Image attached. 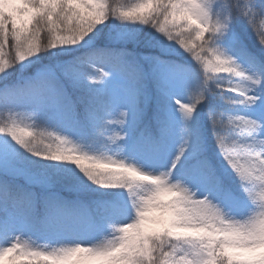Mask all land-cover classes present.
<instances>
[{
	"label": "snow or ice",
	"instance_id": "obj_1",
	"mask_svg": "<svg viewBox=\"0 0 264 264\" xmlns=\"http://www.w3.org/2000/svg\"><path fill=\"white\" fill-rule=\"evenodd\" d=\"M0 264H264V0H0Z\"/></svg>",
	"mask_w": 264,
	"mask_h": 264
},
{
	"label": "trees",
	"instance_id": "obj_2",
	"mask_svg": "<svg viewBox=\"0 0 264 264\" xmlns=\"http://www.w3.org/2000/svg\"><path fill=\"white\" fill-rule=\"evenodd\" d=\"M124 2L126 4H128V5H132V4H134L136 2V0H124ZM238 27H239L240 31H242L245 34V36H246V38H247V40L249 42L254 41V36L251 33V29L248 28L246 22L239 21L238 22ZM220 83H222V85H223L224 88H227L228 87L227 81H220ZM216 92H217V96H216L215 99L217 101V107H218V109H221L222 110V109L227 108V105H224L222 102H219V92H220V90L217 89ZM206 114H207V109H204L203 110V113L201 115V122L206 121ZM208 136H209V142H210L211 148L214 149V150H216L218 152V149H216L215 141L211 138V132H210V130L208 131Z\"/></svg>",
	"mask_w": 264,
	"mask_h": 264
},
{
	"label": "rangeland",
	"instance_id": "obj_3",
	"mask_svg": "<svg viewBox=\"0 0 264 264\" xmlns=\"http://www.w3.org/2000/svg\"><path fill=\"white\" fill-rule=\"evenodd\" d=\"M29 123H32V122H29ZM36 130L37 131H40V132H45V133L51 131V129H47L46 126H43V125H41L40 127H38Z\"/></svg>",
	"mask_w": 264,
	"mask_h": 264
}]
</instances>
